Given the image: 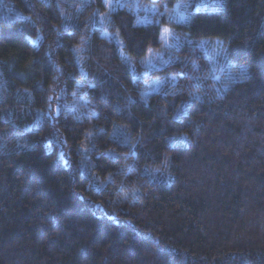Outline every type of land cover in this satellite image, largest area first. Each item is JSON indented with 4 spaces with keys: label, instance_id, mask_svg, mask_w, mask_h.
Wrapping results in <instances>:
<instances>
[{
    "label": "trees",
    "instance_id": "16d2710c",
    "mask_svg": "<svg viewBox=\"0 0 264 264\" xmlns=\"http://www.w3.org/2000/svg\"><path fill=\"white\" fill-rule=\"evenodd\" d=\"M217 8L0 0V264H264V0Z\"/></svg>",
    "mask_w": 264,
    "mask_h": 264
},
{
    "label": "rangeland",
    "instance_id": "374dc122",
    "mask_svg": "<svg viewBox=\"0 0 264 264\" xmlns=\"http://www.w3.org/2000/svg\"><path fill=\"white\" fill-rule=\"evenodd\" d=\"M87 1V0H83ZM105 2V0H104ZM223 0H178V2L175 4V6L172 9H160L157 6L153 5H146L144 3H141L139 0H107L105 4L109 9H115L119 7L120 5H127L129 8H132L136 13H141L140 22L141 23H147L154 20L162 21L163 19L167 21H188L192 17L193 13L199 12V11H216L218 6L222 4ZM165 30H167V34H165ZM113 35V34H112ZM111 36V35H110ZM163 36L165 38L163 39V45L162 49L159 51H155L152 53H149L146 57L136 61L134 63V67H140L142 69H145L147 71H150L154 68H159L165 64H167L171 60V53L178 49L182 41H185V39H188L189 36L184 37L181 34H177L174 32V30L169 27H164L163 29ZM179 42V46L177 47V39ZM199 47L203 48L204 51L207 53V55L210 58L214 59V62L218 59L220 60L224 54V50L221 49V45L218 43V41H210L209 39H204L199 44ZM217 60V61H218ZM214 65V64H213ZM226 65V64H225ZM215 66V65H214ZM218 71H224L225 72V66L220 67H214ZM163 82L158 80L152 84L147 94L154 93L162 87Z\"/></svg>",
    "mask_w": 264,
    "mask_h": 264
},
{
    "label": "snow or ice",
    "instance_id": "6c2138e0",
    "mask_svg": "<svg viewBox=\"0 0 264 264\" xmlns=\"http://www.w3.org/2000/svg\"><path fill=\"white\" fill-rule=\"evenodd\" d=\"M105 2H107V0H105ZM165 34H167V30H165ZM165 38V36H162V39H164ZM177 39V44H176V46L178 47L179 46V42H178V38H176ZM34 43V42H33ZM221 49H222V46H221ZM223 50V49H222ZM49 118L50 119H52V120H55L56 119V117L55 116H52L51 115V109L49 110Z\"/></svg>",
    "mask_w": 264,
    "mask_h": 264
}]
</instances>
